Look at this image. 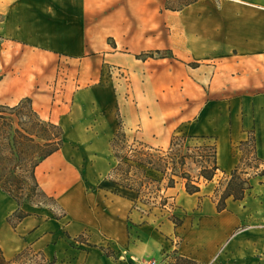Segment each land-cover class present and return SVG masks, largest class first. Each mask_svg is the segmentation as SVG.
Returning a JSON list of instances; mask_svg holds the SVG:
<instances>
[{"label": "crops", "instance_id": "0c3cea01", "mask_svg": "<svg viewBox=\"0 0 264 264\" xmlns=\"http://www.w3.org/2000/svg\"><path fill=\"white\" fill-rule=\"evenodd\" d=\"M235 2L246 8L233 20L204 14L197 42L181 30L192 17L166 0H0V104L29 97L64 131L61 148L35 167L63 212L24 203L30 214L14 227L8 217L20 204L0 188L5 254L32 247L54 264H119L127 249L159 264H173L174 251L204 264H264V197L261 208L240 205L248 193L230 198L219 212L217 174L194 194L182 182L167 189L170 210L108 179L121 122L129 140L154 148L175 134L211 136L227 172L253 133L264 160V0Z\"/></svg>", "mask_w": 264, "mask_h": 264}, {"label": "trees", "instance_id": "16d2710c", "mask_svg": "<svg viewBox=\"0 0 264 264\" xmlns=\"http://www.w3.org/2000/svg\"><path fill=\"white\" fill-rule=\"evenodd\" d=\"M201 1L203 0H166L165 7L173 11H180ZM3 18L4 16L0 14V21ZM25 102L31 103L32 106L31 98L26 97L16 105H6V107L16 111ZM0 117L3 118L4 115H0ZM57 126L62 130L61 143H57L53 149L45 153L41 160L63 145L64 131L61 126ZM111 147L117 163L111 169L108 179L119 186L134 190L143 203L155 206L158 204L164 206L168 203L166 191L175 187L177 183H184L187 192L194 194L201 191L203 183L214 180L216 175L223 170L219 164L217 140L212 141L210 136L175 134L168 148H154L142 141L135 140L131 143L121 122L120 128L112 139ZM239 148L241 150L239 163L215 188L213 200L219 212L227 209L230 198L243 200L254 187V181L257 178H260V183L264 182V160L257 154L255 134L251 133L247 139L242 140ZM248 152L253 154L257 163L255 167L258 171L255 174H250L248 171ZM0 188L7 191L20 204V208L8 217V221L16 227L19 221L30 214L22 209V204L32 203L22 202L12 193L11 189L5 186H0ZM56 216L58 215L56 214ZM174 220L177 224L182 223L179 218L175 217ZM0 252H2L1 246ZM107 253H112V251H107ZM171 258L173 264H204L196 259L183 256L178 251L172 252ZM55 261L56 259L52 260V263L54 264Z\"/></svg>", "mask_w": 264, "mask_h": 264}, {"label": "rangeland", "instance_id": "374dc122", "mask_svg": "<svg viewBox=\"0 0 264 264\" xmlns=\"http://www.w3.org/2000/svg\"><path fill=\"white\" fill-rule=\"evenodd\" d=\"M220 3L224 6V9L220 8ZM226 5L230 6L231 9L227 10ZM236 5L237 3L232 0H203L192 7L184 8L179 13L191 16L192 21L181 22V30L185 31V36L189 35L195 38L197 42H204L206 31L203 27L205 25L204 14H217L227 20H233L237 13L242 12L241 9L246 8L241 7V9L237 10L235 8ZM216 27L219 31V22H217ZM2 41L3 38L0 36L1 45ZM1 55L2 51L0 49ZM6 105L8 104H0V110L4 111L3 113L0 111V115H4L3 118L0 117V186L11 189L12 193L20 198L22 202H31L32 205L43 208L45 212L52 210L55 214H61L63 211L57 204V201L42 191L34 176L35 166L42 156L53 149L57 143H61V128L50 121L42 119L29 102H25L16 111L9 109ZM194 141L196 142V140ZM247 162L249 163L247 165L248 171H250V174H255L258 171L255 167L257 163L250 152L247 154ZM230 172L221 170L218 173L216 177L217 186ZM259 181L260 178L254 181L253 190L248 192L247 199L244 203H240V205L249 203L254 204L257 208H261L259 201L255 200L257 197H264V190L259 185ZM147 205L155 206L153 204ZM157 206L170 209L175 205L173 202L168 201L164 206L159 204ZM172 218H175V215ZM175 242L177 244L179 239L177 238ZM0 264L53 263L42 252L32 247H25L12 256H7L2 248V252H0Z\"/></svg>", "mask_w": 264, "mask_h": 264}, {"label": "built area", "instance_id": "2783aa9c", "mask_svg": "<svg viewBox=\"0 0 264 264\" xmlns=\"http://www.w3.org/2000/svg\"><path fill=\"white\" fill-rule=\"evenodd\" d=\"M118 254V253H117ZM119 264H159L156 259H143L135 254H130L128 250H124L122 255H115Z\"/></svg>", "mask_w": 264, "mask_h": 264}, {"label": "bare ground", "instance_id": "6f19581e", "mask_svg": "<svg viewBox=\"0 0 264 264\" xmlns=\"http://www.w3.org/2000/svg\"><path fill=\"white\" fill-rule=\"evenodd\" d=\"M232 1H236V0H232ZM191 6H193V5H191ZM12 254L13 253L10 250H7V253H6L7 256H12Z\"/></svg>", "mask_w": 264, "mask_h": 264}]
</instances>
